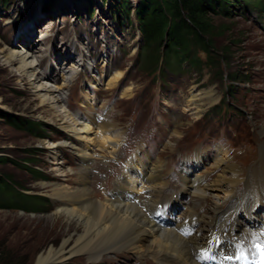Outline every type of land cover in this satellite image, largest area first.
<instances>
[{
  "label": "rangeland",
  "instance_id": "1",
  "mask_svg": "<svg viewBox=\"0 0 264 264\" xmlns=\"http://www.w3.org/2000/svg\"><path fill=\"white\" fill-rule=\"evenodd\" d=\"M22 3L26 5L27 10H19ZM41 3L42 0H30L29 2L17 0L10 9L0 5V47L8 51H13L12 49L34 51L33 54L38 61L40 56L46 55L47 59L42 69H39L42 73L43 71L51 72L55 69V64L60 62L67 64L62 66L63 73L57 72L58 79H61L62 75L67 74L74 66L79 67L82 73L73 82L72 88L66 92V95L69 92L68 105L72 106L74 101H78L74 109H79L85 97L90 95L94 98L93 92L95 91L98 104H105L112 108L118 115V121L128 116L131 108L135 106L138 109L131 112V115L140 117L143 112V115L147 116L153 114L147 110L149 106L154 107L161 99L181 107L186 100L191 98L190 89L199 84L198 91L194 92L192 97L197 96V104L201 106L198 103L201 97L195 94L202 93L201 96H203L205 91L209 92L212 86L210 81H206L210 75L206 72L203 78L201 77L197 83L193 84L191 80L197 79L199 75L191 77L189 70H186V65L190 68V64L196 58L209 63L213 57L221 59L222 53L226 55L225 61L230 74L238 71L241 77L251 78L248 86L252 89L264 88V80L258 82L259 76L264 74V46L262 44L264 27L255 23L254 13L248 14L245 18L237 14L249 8L257 12V20L264 23V0H233L230 6L225 3L224 10L221 8L212 10L214 25L221 28L218 35L212 38L215 50L207 45L197 44L193 40L185 48L162 47L160 42L150 41L147 38H145V44L142 45L137 21L133 17V23L122 26L114 16L115 8L111 1L104 6L101 0H96V14L90 16L91 9L85 3L59 0L57 5L64 6L66 10L61 14H58V11L50 12L47 18L43 16L36 22V17L41 14ZM131 4L136 7V0H131ZM22 11L25 12L16 21L15 15ZM33 24L34 29H32ZM141 31H143L142 28ZM27 43L28 48L24 47ZM198 46L204 49L203 54H198ZM206 48L213 50V53L208 54ZM80 60L83 65L79 62ZM142 64L147 68L160 64L163 67H170L171 70H157L156 73L153 68L150 71L153 81L150 75L141 72ZM117 69L123 70L125 76L113 87L109 80L111 81V75ZM165 71L169 73H166L164 79L158 81L156 78ZM170 73L173 75H169ZM52 75L54 77V74ZM55 76L54 78H57V74ZM18 77L15 70H9L0 61V178L7 179L18 187L29 190L30 194H39L45 199L50 196L44 194L41 186L60 181L55 178L52 160L46 154V146L43 144L46 140L24 129V122L21 124L23 127L20 128L12 121H15V118H22L29 122L33 120L32 130H37L38 133L49 137L58 136V132L54 127L56 124L50 122L47 116L42 114V109L34 95L35 91L21 83ZM96 79H99V82H96ZM92 83H99L96 89L91 88ZM60 85H63V82ZM92 86L95 87V84ZM128 87L132 90L124 94L123 92L127 91ZM260 92L263 93L262 90ZM209 93L214 95L212 90ZM122 95L130 99H122ZM219 95H221L220 86L217 92L218 97ZM191 100L192 98L188 102ZM191 104L193 103L184 106L193 109ZM240 109L243 110L242 107ZM178 110L181 111V109ZM178 110L171 114L172 120L183 115ZM257 110L258 112L251 117L255 118L259 127H263L264 115L260 114L259 109ZM95 111L98 110L95 109ZM41 114L42 116H39ZM189 114H186V121L180 122L184 128L190 124L187 120H190L192 115ZM204 120L207 122L206 126L212 125V129L205 127L202 129V131L206 130L209 135L205 139L203 133L200 135L199 141L203 142L202 146L210 145L215 139L221 137H226L227 140L237 145L240 144L237 136L234 135L235 131L229 132V125L233 126L239 121L236 116L229 118L224 125H222L224 122L218 123L214 120L210 112ZM239 122L240 125L243 122L244 125L247 124L246 121ZM222 131H225L226 135L221 134ZM216 143L219 146L223 142L216 141ZM196 149L201 150L200 147ZM75 181L74 178L73 182ZM115 181V179L108 180L110 189L113 188ZM0 185L3 186L0 188V264H34L37 254L42 249L49 244L59 243L57 237L60 227L58 220L54 217L59 201L54 202L47 211V206H49L47 201L31 195L21 197L8 193L5 187L14 188L4 182ZM94 190L100 193L97 187ZM99 197L101 200L105 199L102 194ZM50 198L55 199L52 196ZM37 199L41 202L40 207L31 205V202ZM19 210L42 211L34 214L22 213ZM44 211L45 214H43ZM64 264H87V259L73 257Z\"/></svg>",
  "mask_w": 264,
  "mask_h": 264
},
{
  "label": "bare ground",
  "instance_id": "2",
  "mask_svg": "<svg viewBox=\"0 0 264 264\" xmlns=\"http://www.w3.org/2000/svg\"><path fill=\"white\" fill-rule=\"evenodd\" d=\"M29 1L27 0V2ZM21 9H26L24 3L21 4L19 10ZM12 50L8 51L4 47H0V61L9 70H15L18 73V80L21 83L35 91L34 95L42 109V114L47 116L48 120L56 124V127L65 132L68 137L75 138L81 143L79 146H73V150L79 154L82 160L81 175L76 173L77 176H80V184L77 187H69L58 183L41 186L46 196L60 198L63 207L57 209L54 214L60 227L59 236L57 237L59 243L49 244L42 249L37 254L34 264H64L73 257L87 259V263L100 262L123 251L153 257L158 264H194L184 256H189L188 244L184 238L173 230L156 228L154 223L141 212L138 206L125 200L126 193L131 194L130 192L138 191V181H133L130 184L117 182L116 191L109 195L106 194V198L102 200L96 198L94 192L88 188L90 184L89 175L92 169L90 163H93V158L95 159L93 155L94 148L98 147L105 150L113 149L115 146H110L112 137L109 133H105V129L113 124L109 125L106 122L96 124L95 121L93 122L95 116L92 112L87 113L85 119H83V117L72 113L66 107L67 101L63 92L71 84L68 76L73 70L79 68L74 66L69 75L63 77V85L55 86L57 78L54 77H56L57 72H62V66H65V63H58L59 67L55 64V69L51 72L43 71L42 73L39 70L42 67L41 59L38 61L35 58L34 51ZM52 74H54V77ZM122 77L123 72L116 71L109 83L114 87ZM131 90L132 88L129 87L123 93L126 94ZM209 92L206 93L205 97L213 100V93L210 94ZM190 103H193L191 105L195 107V114L203 111L202 107L197 104V96H193L188 104ZM86 104L87 106L96 107L93 103H89L88 97ZM42 114L39 116H42ZM116 126L118 127V125ZM96 129H99V132L96 133ZM98 133L102 135L99 136ZM116 133L119 134L120 132L117 130ZM260 134L264 136V126L261 127ZM95 138H100L101 141L98 142ZM70 143V139L66 141V145L70 146ZM43 144L46 146L47 156L49 153L54 154L53 158L48 157L52 159V170L55 178L65 180V177L73 171L64 170V163L59 161L57 155L58 145L49 142H43ZM61 146L65 145L61 144ZM261 152L263 156L264 149ZM226 156L227 154L224 151H219L213 167H219L226 161ZM260 160H262V163L256 162L251 166V172L247 177L243 178L247 184H245L241 201L251 204L250 207L253 206L252 203L256 195L254 191L257 188L248 185V177L255 176L256 183L264 181V158ZM130 166L133 167L134 164H130ZM242 173L243 171L235 166H226V170L215 181V192L219 194L218 198L220 200L233 198L236 188L241 182L238 179V174ZM146 184L143 188H159L161 192L165 187V184L158 183L154 177L147 180ZM263 188L261 187L258 191L262 192ZM215 205H219V202H216ZM239 207H236L235 211ZM185 215L191 216L192 210H189Z\"/></svg>",
  "mask_w": 264,
  "mask_h": 264
},
{
  "label": "trees",
  "instance_id": "3",
  "mask_svg": "<svg viewBox=\"0 0 264 264\" xmlns=\"http://www.w3.org/2000/svg\"><path fill=\"white\" fill-rule=\"evenodd\" d=\"M13 0H0V4L9 6ZM54 0H43L45 7L52 4ZM90 5L94 0H85ZM106 1V0H104ZM108 1V0H107ZM106 1V2H107ZM233 0H137L136 16L143 29L144 37L150 41H158L162 47L166 48H185L190 41L200 45L216 49L212 38L216 37L221 31L214 25L212 19V10L221 8L224 10L226 5ZM116 10L130 21L132 9L131 0H112ZM230 6V5H229ZM228 7V6H227ZM145 32V33H144ZM221 58L226 60V55L222 53ZM230 78L239 82H250L249 76L241 77L238 71L230 74ZM12 123L18 127H23L29 132L35 133V130L29 127V120L17 119ZM18 121V122H16ZM27 122V123H25ZM26 124V125H25ZM28 125V127H27ZM36 172V171H35ZM2 178H0L1 180ZM42 179V178H40ZM23 189V188H22ZM39 199L32 201L31 205L40 207Z\"/></svg>",
  "mask_w": 264,
  "mask_h": 264
},
{
  "label": "snow or ice",
  "instance_id": "4",
  "mask_svg": "<svg viewBox=\"0 0 264 264\" xmlns=\"http://www.w3.org/2000/svg\"><path fill=\"white\" fill-rule=\"evenodd\" d=\"M185 235H188V232L184 233ZM257 239H260V235L257 234ZM212 241H215L217 245L220 244V238L217 236H213L212 240L208 241L207 243H212ZM238 248V254L235 255V259L237 260H246L247 257L245 256V253L243 250H239V245L237 246ZM210 249H205V251H203L199 256L198 259H209L211 258L209 255ZM255 252L258 254V261L256 262V264H264V243H256L255 244ZM225 259L231 260L233 257L232 256H225ZM255 259V257H254Z\"/></svg>",
  "mask_w": 264,
  "mask_h": 264
}]
</instances>
